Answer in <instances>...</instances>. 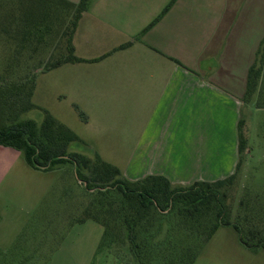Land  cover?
<instances>
[{"label": "crops", "instance_id": "0c3cea01", "mask_svg": "<svg viewBox=\"0 0 264 264\" xmlns=\"http://www.w3.org/2000/svg\"><path fill=\"white\" fill-rule=\"evenodd\" d=\"M170 2L90 0L73 36L85 61L54 69L85 99L76 104L87 114H115L121 131L122 121L134 125L138 137L124 168L94 149L126 178L159 175L181 185L224 179L239 160L242 83L254 56L237 45L253 29L252 15L235 0H175L158 18ZM1 249L9 258L8 246Z\"/></svg>", "mask_w": 264, "mask_h": 264}, {"label": "trees", "instance_id": "16d2710c", "mask_svg": "<svg viewBox=\"0 0 264 264\" xmlns=\"http://www.w3.org/2000/svg\"><path fill=\"white\" fill-rule=\"evenodd\" d=\"M89 1L0 0V46L6 56L0 70V145L18 150L34 169L72 173L88 198L82 218L102 225L106 248L127 264H193L220 226H234L246 247L264 248L261 221L233 212L230 199L247 150L243 116L236 171L224 179L181 185L159 175L126 178L94 150L93 156L76 150L73 146L85 144L81 137L33 103L38 74L85 61L76 55L73 36ZM263 72L264 41L249 70L247 94L258 89ZM36 109L42 112L39 120L27 115ZM239 205L247 206L244 199Z\"/></svg>", "mask_w": 264, "mask_h": 264}, {"label": "rangeland", "instance_id": "374dc122", "mask_svg": "<svg viewBox=\"0 0 264 264\" xmlns=\"http://www.w3.org/2000/svg\"><path fill=\"white\" fill-rule=\"evenodd\" d=\"M235 5L252 15L253 29L239 35L237 46L243 47L244 57L254 56L255 63L264 41V0H235ZM2 48L0 70L6 64ZM60 74L63 70L38 74L33 103L80 135L85 144L73 146L76 150L93 156L96 148L124 168L138 137L134 125L129 119L122 121L121 131L116 129L117 115L87 114L76 104L78 99L86 105L85 99L62 84ZM238 77L245 76L239 72ZM245 78L247 83L248 75ZM236 85L238 92L242 85L238 81ZM246 98L242 116L247 150L229 192L233 212L258 218L264 231V72L258 89ZM27 115L39 120L42 112L36 109ZM107 127L114 132L104 133L102 129ZM69 173L34 169L14 148H0V264H127L116 250L106 248L102 225L82 218L88 198ZM242 199L246 207L239 205ZM259 239L264 241V232ZM4 246L9 248V258L1 249ZM193 264H264V248H248L234 226H220Z\"/></svg>", "mask_w": 264, "mask_h": 264}, {"label": "water", "instance_id": "95a60500", "mask_svg": "<svg viewBox=\"0 0 264 264\" xmlns=\"http://www.w3.org/2000/svg\"><path fill=\"white\" fill-rule=\"evenodd\" d=\"M80 182H82L81 180H79Z\"/></svg>", "mask_w": 264, "mask_h": 264}]
</instances>
